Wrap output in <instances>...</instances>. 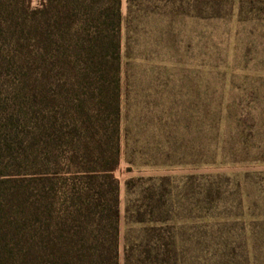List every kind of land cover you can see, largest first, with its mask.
<instances>
[{"label":"trees","instance_id":"1","mask_svg":"<svg viewBox=\"0 0 264 264\" xmlns=\"http://www.w3.org/2000/svg\"><path fill=\"white\" fill-rule=\"evenodd\" d=\"M121 22V0H0V264H119ZM207 90L197 88L196 126L214 132L220 120L233 125L215 132L219 157L198 138L194 163L264 160V149H252L257 115L212 103ZM236 179L249 215L253 179ZM166 181L143 189L150 212ZM203 183L199 200L219 194L214 181ZM133 253L126 251L125 264ZM160 254L145 245L135 256L156 264Z\"/></svg>","mask_w":264,"mask_h":264},{"label":"rangeland","instance_id":"2","mask_svg":"<svg viewBox=\"0 0 264 264\" xmlns=\"http://www.w3.org/2000/svg\"><path fill=\"white\" fill-rule=\"evenodd\" d=\"M121 14L119 264L126 251L134 252L128 264H155L136 260L145 245L161 253L156 264H264V160L207 157L196 165L192 156L198 138L212 150L215 132L233 125L220 120L214 132L196 126L197 88H207L212 103L254 112L252 149H264V0H121ZM241 173L253 179L249 215L237 186ZM162 176L166 192L153 198L150 212L142 192ZM203 181H214L219 194L199 200ZM166 249L175 250L168 261Z\"/></svg>","mask_w":264,"mask_h":264}]
</instances>
